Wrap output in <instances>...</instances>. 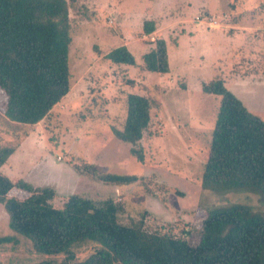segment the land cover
Returning <instances> with one entry per match:
<instances>
[{
  "label": "rangeland",
  "instance_id": "obj_1",
  "mask_svg": "<svg viewBox=\"0 0 264 264\" xmlns=\"http://www.w3.org/2000/svg\"><path fill=\"white\" fill-rule=\"evenodd\" d=\"M67 3L70 91L40 122L46 144L42 149L53 165L33 170L30 178L42 187L50 184L57 189L52 205L61 207L71 194L94 201L113 196L125 209L119 217L121 223L142 218L146 229L164 228L190 244L198 242L201 222L210 207L245 202L262 210L250 193L202 191L200 178L219 101L201 91L203 82L221 79L249 112L264 121V0ZM221 15L227 17L220 26L207 25V18ZM146 19L156 24L151 36L142 35L140 21ZM157 38L167 44L168 72H143L141 56L152 46L149 41ZM121 46L134 56L136 66L119 67L106 58ZM128 94L144 95L152 102L150 125L135 147L142 162L130 152L129 143L119 142L111 131L123 126ZM3 99L0 93V103ZM30 128L9 121L0 112V144L20 143ZM28 147L23 144V152ZM10 158L12 168L2 166L0 172L12 182L22 180L18 176L24 177L23 171L33 168L23 161L13 170V154ZM85 163L99 173L131 174L139 179L131 187L115 189L95 175L77 171L75 167ZM11 195L24 194L16 188ZM183 230L189 234L184 235ZM0 236L14 238L0 246V264L63 259L62 255L37 254L27 239L9 228L1 204ZM97 248L87 241L75 245L74 261H83Z\"/></svg>",
  "mask_w": 264,
  "mask_h": 264
},
{
  "label": "trees",
  "instance_id": "obj_2",
  "mask_svg": "<svg viewBox=\"0 0 264 264\" xmlns=\"http://www.w3.org/2000/svg\"><path fill=\"white\" fill-rule=\"evenodd\" d=\"M221 16L219 26L227 17ZM70 30L67 0H0V93L4 97L0 112L9 121L36 125L70 91ZM155 31L153 20H143V36ZM149 43L152 46L141 56L140 69L167 73L166 42L157 38ZM106 58L119 67L136 66L126 47L112 49ZM201 91L219 97L201 190L215 195L250 193L262 210L245 202L210 207L198 242L190 244L164 228L146 229L142 218L121 223L125 209L113 196L94 201L71 194L56 208L52 187L12 182L0 172V204L9 228L27 239L37 254L63 256L59 262L35 264H264V121L249 112L221 79L203 82ZM151 109L148 97L128 94L123 126L111 129L118 141L129 143L140 162L143 158L135 147L150 125ZM18 145L0 144V168ZM75 168L112 187H131L139 179L131 174L99 173L92 164ZM16 188L23 191L22 197L11 195ZM13 241V236H0V246ZM86 241L98 248L83 261H74L72 248Z\"/></svg>",
  "mask_w": 264,
  "mask_h": 264
},
{
  "label": "crops",
  "instance_id": "obj_3",
  "mask_svg": "<svg viewBox=\"0 0 264 264\" xmlns=\"http://www.w3.org/2000/svg\"><path fill=\"white\" fill-rule=\"evenodd\" d=\"M142 22H143V20L140 21L141 26H142ZM237 26H239V24L235 25L234 29ZM40 125L41 124L38 123L36 125L31 126L32 128L29 129V134L25 137V139L20 141L15 152L13 153V170L18 167L19 163H23V161H26V162L28 161L27 165L33 167L31 169L23 171V172H25V174L23 175L24 177L18 176V178H21L23 181L29 183L33 187H42L41 185H39V183H36L34 180L30 179L33 176V170L34 171H36L37 169L44 170V168H43L44 165H46L45 168H47L48 166L51 167L53 165L51 163L53 160H51V158L47 155V151L42 149V147H46V144L43 141L44 133L42 132ZM25 143H26V146L29 145L31 148L28 147L23 152V144H25ZM39 160L41 162L38 164H35V161H39ZM60 161L57 160V158H56V163L59 164V163H61ZM32 163H33V165H32ZM3 166H5V169H11L12 168V165H11L9 160ZM60 167H62V165ZM14 174H15V172H13V176H14ZM13 180H15V179H13ZM45 186H47V185H45ZM48 186L52 187L57 192V189L53 185L49 184ZM116 188L117 187H115V189ZM118 190H119V188H118Z\"/></svg>",
  "mask_w": 264,
  "mask_h": 264
},
{
  "label": "built area",
  "instance_id": "obj_4",
  "mask_svg": "<svg viewBox=\"0 0 264 264\" xmlns=\"http://www.w3.org/2000/svg\"><path fill=\"white\" fill-rule=\"evenodd\" d=\"M199 23H200V18L197 17L195 24L198 25ZM207 25H209L210 27H218L219 26V19H216V18H207ZM57 160L60 161L61 159L58 158Z\"/></svg>",
  "mask_w": 264,
  "mask_h": 264
}]
</instances>
